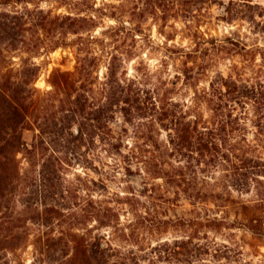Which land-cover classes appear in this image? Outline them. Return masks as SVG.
Returning <instances> with one entry per match:
<instances>
[{"label":"clouds","instance_id":"clouds-1","mask_svg":"<svg viewBox=\"0 0 264 264\" xmlns=\"http://www.w3.org/2000/svg\"><path fill=\"white\" fill-rule=\"evenodd\" d=\"M0 264H264V0H0Z\"/></svg>","mask_w":264,"mask_h":264}]
</instances>
